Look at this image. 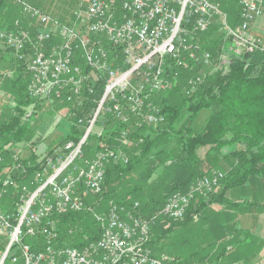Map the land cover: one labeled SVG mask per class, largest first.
Listing matches in <instances>:
<instances>
[{
    "label": "built area",
    "instance_id": "1",
    "mask_svg": "<svg viewBox=\"0 0 264 264\" xmlns=\"http://www.w3.org/2000/svg\"><path fill=\"white\" fill-rule=\"evenodd\" d=\"M9 1L35 21L17 19L16 29L0 30V44L30 75L28 94L35 103L26 120L38 102L62 105L70 127L77 122L83 136L77 143L52 142L42 158L40 132L36 148L35 140L0 150V264H168L172 259L152 248L158 217L184 221L192 205L221 188L224 174L214 170L186 192L170 195L153 216L140 203L111 201L104 210L99 198L108 167L130 162L104 142L105 123L113 118L123 124L125 141L132 131L162 127L167 94L181 89V96L194 98L210 73H227L234 60L248 64L264 55L258 30L264 0H240L236 27L219 0H90L75 11V21L61 22L24 0ZM222 35L218 52L205 49L208 38ZM186 73L192 75L183 80ZM88 147L98 149L94 158L86 156ZM35 152L39 168L30 178ZM88 198L99 201L89 204ZM84 211L93 216L97 235L61 244V218Z\"/></svg>",
    "mask_w": 264,
    "mask_h": 264
},
{
    "label": "trees",
    "instance_id": "2",
    "mask_svg": "<svg viewBox=\"0 0 264 264\" xmlns=\"http://www.w3.org/2000/svg\"><path fill=\"white\" fill-rule=\"evenodd\" d=\"M223 1L230 24L236 27L240 0H219ZM19 10L9 0H0V30L16 29ZM215 32L212 29L207 37ZM211 39H207L205 49L216 53L225 38L222 35ZM1 48L0 54L5 51ZM14 62V74L1 83L14 105L9 106L0 122V150L33 143L39 132L33 128V120L44 107V103H36L33 116L26 120L28 109L35 103L28 94L30 75L24 65ZM191 75L186 73L183 80ZM180 90L167 94L162 102L166 119L162 127L132 131L127 141L122 139L123 124L107 119L104 142L124 151L130 162L124 167H108L105 192L99 199L102 204L107 201L108 206L111 201L121 205L140 203L143 213L153 216L161 211L170 195L186 192L197 180L219 170L224 174L221 190L208 199L202 198L196 207L192 205L184 221L158 217L152 248L155 254L171 258L168 264H230L237 256L249 264L260 255L264 240L252 234L243 240L238 236L227 210L233 204H226L224 198L228 190L241 188L255 177H264V55L258 54L248 64L243 58L234 60L227 73H210L194 98H184ZM62 109L64 106L56 104L48 114L55 118ZM203 111H210V116L206 126L197 130L194 123ZM76 124L61 144L69 140L77 143L82 138L83 130ZM95 139L97 136L88 142ZM38 143L36 140L33 147ZM96 151L88 147L85 153L94 158ZM50 154L54 156L53 152ZM30 159L35 164L30 171L32 178L39 168L36 152ZM86 201L96 204L99 200ZM213 204H220L222 209L211 210ZM96 229L88 212L67 213L59 225L61 244L76 245L82 238L97 235ZM229 230L231 237L227 235Z\"/></svg>",
    "mask_w": 264,
    "mask_h": 264
},
{
    "label": "rangeland",
    "instance_id": "3",
    "mask_svg": "<svg viewBox=\"0 0 264 264\" xmlns=\"http://www.w3.org/2000/svg\"><path fill=\"white\" fill-rule=\"evenodd\" d=\"M24 1L30 3L28 0H24ZM67 1L69 0H57V3L64 4ZM89 2L90 0L86 2L84 1L80 7L77 5L74 7V6H70L69 4H67V6L71 8L60 9L58 11L52 10L51 8H49L48 10L46 9L45 10L49 12L56 20L60 22L61 21H75L74 19L75 11L79 10L80 8L84 10L89 5ZM219 3L222 7V10H225L226 8L225 2L223 1ZM19 13H20L19 18L22 20L23 24L35 23L34 20H31L28 16L21 13L20 10H19ZM258 30H260L261 34L264 35V20L261 21V24L259 25ZM261 34L259 33V35ZM1 47L5 49V47L0 44V48ZM14 67H15V62L13 60V57L6 49L5 51L3 50V52L0 54V122L3 121L5 114L8 112L9 106H11V104L14 105L10 95H8L7 93H4L1 87V83L2 81H4V78L9 77V76L11 77L14 74L13 72ZM49 109H51L50 105L44 104V107L38 114L39 116L35 119V121L33 120V123H34L33 128L39 129V132H40L39 135L41 136V139H42V143H40L42 145L40 146V153H39L41 158L47 155V153L50 150L52 142H54L55 144H60L62 142L61 140L64 138L66 133H68L70 130L69 128L70 123L67 121V118L65 115L66 110L64 109L63 111L59 113V115L56 118H54L52 117L51 114H48ZM209 116H210V111H203L202 113H200L199 117L196 119L194 123L195 128L197 130H202L204 126H206V121L209 118ZM59 120H61V122L59 123V125H57ZM45 123L49 125H46ZM172 146L173 144L171 145V147ZM59 147L60 149L58 148L57 150L61 151L63 147L62 146H59ZM200 153H202V155L204 154L202 151ZM30 154H31V148L29 147L28 149L24 150L23 156L29 157ZM80 166H81V163H80ZM260 179L264 180V177H260ZM251 182L247 186L241 187V188H245V190H243V194L241 195L243 199L242 203H245L247 206L251 205L252 208H256L258 205H260L261 196L259 194H256V191H258V186L256 184L251 186ZM102 207L104 210H107L108 202L105 201L102 204ZM215 208L219 209V207L217 206ZM26 242L32 243V240L26 239ZM21 264H22V261H21Z\"/></svg>",
    "mask_w": 264,
    "mask_h": 264
},
{
    "label": "crops",
    "instance_id": "4",
    "mask_svg": "<svg viewBox=\"0 0 264 264\" xmlns=\"http://www.w3.org/2000/svg\"><path fill=\"white\" fill-rule=\"evenodd\" d=\"M28 1L30 2L29 4H33L35 7L40 8L44 11L48 10L49 8L58 11L60 9L71 8L68 7L67 4L74 7L76 5L80 7L84 1L86 2L88 0H69L64 4L57 3V0H28ZM251 181H252L251 186L255 184L258 186V191H256V194H259L261 196L260 205H258L256 208H252L251 205L247 206L245 203H242L243 199L241 195L243 194V190H245V188H241V189L234 188L228 190L227 193L225 194L224 200L226 204H233L232 207L227 210L231 212V218L233 219H231L230 224L233 226L234 230L236 229L238 231L237 232L238 236H240L241 239L243 240L246 235L252 234L256 238L258 237L264 240V180L260 179V177H255ZM216 206L219 207V209L215 208ZM213 209L220 210L222 209V206L220 204H213L211 210ZM227 235L231 237L232 231L229 230ZM230 264H244V263L242 257L237 256L232 261L230 260ZM249 264H264V247L261 250L258 258L254 259Z\"/></svg>",
    "mask_w": 264,
    "mask_h": 264
}]
</instances>
